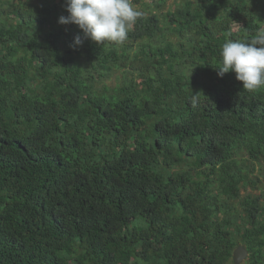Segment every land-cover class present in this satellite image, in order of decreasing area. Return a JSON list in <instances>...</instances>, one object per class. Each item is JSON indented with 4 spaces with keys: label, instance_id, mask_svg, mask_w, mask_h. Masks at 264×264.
I'll list each match as a JSON object with an SVG mask.
<instances>
[{
    "label": "trees",
    "instance_id": "trees-1",
    "mask_svg": "<svg viewBox=\"0 0 264 264\" xmlns=\"http://www.w3.org/2000/svg\"><path fill=\"white\" fill-rule=\"evenodd\" d=\"M139 2L116 45L0 0V264H264V87L214 67L264 0Z\"/></svg>",
    "mask_w": 264,
    "mask_h": 264
},
{
    "label": "clouds",
    "instance_id": "clouds-1",
    "mask_svg": "<svg viewBox=\"0 0 264 264\" xmlns=\"http://www.w3.org/2000/svg\"><path fill=\"white\" fill-rule=\"evenodd\" d=\"M63 6L67 15L59 16L57 22L75 24L84 38L97 44H124L128 32L144 16L132 0H65ZM82 42L76 36L69 47ZM214 67L218 77L234 72L244 90L252 92L264 87V30L244 40L227 39L220 47L218 64Z\"/></svg>",
    "mask_w": 264,
    "mask_h": 264
},
{
    "label": "rangeland",
    "instance_id": "rangeland-1",
    "mask_svg": "<svg viewBox=\"0 0 264 264\" xmlns=\"http://www.w3.org/2000/svg\"><path fill=\"white\" fill-rule=\"evenodd\" d=\"M144 0H140V2H139V4L138 5H140V3L141 2H143ZM247 24V23H246ZM118 75H119V73H118ZM117 81H119V78L117 79V77H116V75H114L113 77H111L108 81H107V84H109L110 86H112V85H115L116 83H117ZM248 192H253V193H258L259 191L257 190V189H251L250 187H248V190H247ZM245 257V256H244ZM244 257H242L239 261H238V263L239 262H242L243 261V259H244ZM236 260V259H235Z\"/></svg>",
    "mask_w": 264,
    "mask_h": 264
},
{
    "label": "water",
    "instance_id": "water-1",
    "mask_svg": "<svg viewBox=\"0 0 264 264\" xmlns=\"http://www.w3.org/2000/svg\"><path fill=\"white\" fill-rule=\"evenodd\" d=\"M234 256L236 261L238 262L242 257L245 256V252L242 249H237L234 251Z\"/></svg>",
    "mask_w": 264,
    "mask_h": 264
}]
</instances>
